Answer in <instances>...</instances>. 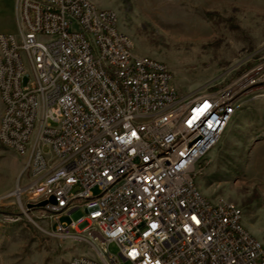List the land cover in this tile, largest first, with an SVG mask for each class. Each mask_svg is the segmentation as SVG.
Listing matches in <instances>:
<instances>
[{
    "label": "built area",
    "instance_id": "obj_1",
    "mask_svg": "<svg viewBox=\"0 0 264 264\" xmlns=\"http://www.w3.org/2000/svg\"><path fill=\"white\" fill-rule=\"evenodd\" d=\"M15 4L20 35L0 33V140L26 158L28 182L15 191L22 208L42 213L52 237L97 255V263L81 254L72 264H264L263 246L242 233L239 208L192 186L226 128L208 108L194 111V101L217 111L264 98V57L216 91L184 96L163 63L133 60L114 11L85 0ZM35 121L42 129L28 143Z\"/></svg>",
    "mask_w": 264,
    "mask_h": 264
},
{
    "label": "rangeland",
    "instance_id": "obj_2",
    "mask_svg": "<svg viewBox=\"0 0 264 264\" xmlns=\"http://www.w3.org/2000/svg\"><path fill=\"white\" fill-rule=\"evenodd\" d=\"M91 1L114 11L135 53L164 63L184 96L216 91L264 57V0ZM0 33L20 35L15 0H0ZM2 111L0 96V117ZM25 160L0 142V264H68L77 255L94 257L85 243L49 235L42 213L22 208L15 191L28 182ZM202 166V194L237 204L245 228L264 246V98L244 103ZM61 222L71 219L63 216ZM108 251L118 254L114 243Z\"/></svg>",
    "mask_w": 264,
    "mask_h": 264
},
{
    "label": "bare ground",
    "instance_id": "obj_3",
    "mask_svg": "<svg viewBox=\"0 0 264 264\" xmlns=\"http://www.w3.org/2000/svg\"><path fill=\"white\" fill-rule=\"evenodd\" d=\"M85 2L90 5V7L94 10H102L101 8L97 7L95 3H93L91 0H85ZM113 25H115V28H117L118 32L120 31L118 27V18L116 14H113ZM123 37H128V45L129 46H134L132 39L123 32ZM29 38H36V31H29ZM132 58L133 60H151V61H157L152 58L148 57H141L138 56L135 51H132ZM160 62V61H158ZM162 63V62H161ZM163 68L165 70H169L168 67L163 63ZM24 72H31V65H24ZM0 96H1V101L3 104V111L2 115L0 118H3V113H5V102L2 100V90H1V85H0ZM246 101L242 100H232L231 101V108H222V109H217L216 107H209V101H194L193 103V110L194 111H202V108H208V115H216L217 122H224L225 121V130L224 134L227 131V128L229 124L235 119L237 114L243 109L244 103ZM42 129V121H35L34 123V131H30L28 133V143H36L38 141V131H41ZM223 137V136H222ZM220 137L217 139V143L220 141L222 138ZM1 144L5 147V142H2L0 140ZM216 143V144H217ZM197 178L198 176H192V186H198L197 185ZM200 193L201 190H200ZM17 194V193H16ZM214 202L219 203V204H225V208H239L237 211V218L240 224H242V233L247 235L249 238H252V240L255 242V244L263 246L258 240H256L250 232L245 228L243 224V212L242 209L235 204L232 201H227L223 199H215ZM172 239L173 242H181V234H179V231H172ZM113 241V234H99V242H111ZM90 247V246H89ZM263 252H264V246H263ZM77 256L72 257L68 264H72V261H76ZM89 263H97V255L94 257L89 256Z\"/></svg>",
    "mask_w": 264,
    "mask_h": 264
},
{
    "label": "water",
    "instance_id": "obj_4",
    "mask_svg": "<svg viewBox=\"0 0 264 264\" xmlns=\"http://www.w3.org/2000/svg\"><path fill=\"white\" fill-rule=\"evenodd\" d=\"M50 202L54 204L55 203V200L54 199H51ZM45 205H46V202H43V203L37 205V207H43Z\"/></svg>",
    "mask_w": 264,
    "mask_h": 264
}]
</instances>
